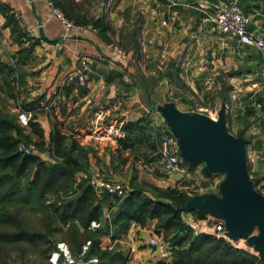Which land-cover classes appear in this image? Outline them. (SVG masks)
<instances>
[{
  "label": "crops",
  "instance_id": "0c3cea01",
  "mask_svg": "<svg viewBox=\"0 0 264 264\" xmlns=\"http://www.w3.org/2000/svg\"><path fill=\"white\" fill-rule=\"evenodd\" d=\"M47 2L93 30L65 31ZM229 2L248 18L247 28L264 37V0H0V81L13 88V99L0 90V109L5 104L11 113L14 107L25 110L41 131L38 139L23 129L30 141L45 147L55 131L60 148L83 149L87 175L113 173L129 190L143 187L138 170L156 160L164 127L179 141L180 171L156 169L143 193L153 198L165 189L184 192L181 219L191 218L206 234L220 223L232 246L260 257L259 227L236 233L217 209L229 197L228 155L205 146L217 145L223 135L240 139L246 177L264 196V53L201 22ZM13 11L40 43L19 32L9 16ZM136 36L144 38L140 47ZM81 59L87 63L84 85L66 87L64 77ZM185 92L209 100L213 115L194 109ZM125 137L133 143L119 149L116 141ZM39 155L50 161L45 152ZM154 222H132L119 238L155 231ZM99 239L116 240L109 234Z\"/></svg>",
  "mask_w": 264,
  "mask_h": 264
},
{
  "label": "trees",
  "instance_id": "16d2710c",
  "mask_svg": "<svg viewBox=\"0 0 264 264\" xmlns=\"http://www.w3.org/2000/svg\"><path fill=\"white\" fill-rule=\"evenodd\" d=\"M123 38L122 35L120 40ZM6 76H9V69ZM0 82L4 96L13 99L10 81ZM227 90L225 87L221 91L222 100ZM32 119L29 118L26 129L41 139V131ZM22 131L15 115L0 109V248L25 244L44 255L54 248L49 239L53 241L55 233H62V239L65 238L69 247L77 252L84 241H89L83 260L95 257V264H125L121 251L99 247L101 229L114 240L124 234L132 222L142 226L154 219L155 232L161 229L170 244L168 264H264V260L232 246L221 237L194 234L185 226L180 216L188 199L184 192L165 189L153 192V198H149L143 188L136 187L123 197L103 192L97 198L88 185L82 148L74 144L68 149L60 148L61 138L52 131L47 148L60 158L59 162L42 160L39 154L22 156L16 152V139L26 140ZM133 140L125 137L116 142L119 149H125ZM41 145L40 142L37 146ZM43 152L47 153L45 149ZM102 207L108 219L102 228L89 229L91 220H101ZM22 210L39 214L41 230L21 223L18 213Z\"/></svg>",
  "mask_w": 264,
  "mask_h": 264
},
{
  "label": "built area",
  "instance_id": "2783aa9c",
  "mask_svg": "<svg viewBox=\"0 0 264 264\" xmlns=\"http://www.w3.org/2000/svg\"><path fill=\"white\" fill-rule=\"evenodd\" d=\"M50 10V14L64 27L66 31H72L74 33H85L87 29L78 27L72 22L67 21L63 18L61 12L53 7L51 3H47ZM13 22L19 27L20 33L29 41L35 40L31 30L23 27L21 25L20 16L17 13H11ZM202 23H209L212 29L220 35H227L231 39L240 45H245L253 47L264 53V37L260 36L255 30H250L247 28L248 18L244 16L236 5L232 2L221 5L219 7H214L211 13L205 15L201 19ZM87 73V63L85 59H81L75 68L70 71L63 79V84L65 86L75 85L82 86L85 80V74ZM250 106L256 110L260 109V104L251 102ZM16 122L22 126L26 127L27 122L30 118V114L26 111L21 110L19 107H15L14 110ZM160 143L157 153L158 158V168L167 173H177L180 171L181 159L179 155V148L176 140L164 127L159 128ZM46 149L47 146H46ZM49 150V151H48ZM46 153V157L49 158L50 162L56 163L60 161V158L53 155L52 150L49 148ZM16 152L22 156H34L39 154V150L32 144H27L23 141H18L16 143ZM111 177V176H110ZM109 176L89 174L88 175V185L93 190L97 198H100L103 192L115 195L116 197H123L126 190L123 185L116 183L114 180L110 179ZM108 215L105 208L102 207V218H106ZM185 224L192 230L194 234L198 233L197 223L190 218H186ZM100 221L91 220L89 222L88 228L94 230L99 228ZM211 234L215 237H221L227 242V238L224 235L223 226L220 223H216L213 226ZM88 241L81 247L79 257L84 254L87 249ZM150 247L157 246L158 242L156 238L150 237L147 241ZM161 245H163L161 243ZM160 256L168 257L170 256L169 251L163 247L159 252ZM49 264H95L97 263L96 258L89 257L86 260L76 258L73 259L69 255L65 245L60 242L55 243V248L51 251L49 256Z\"/></svg>",
  "mask_w": 264,
  "mask_h": 264
},
{
  "label": "rangeland",
  "instance_id": "374dc122",
  "mask_svg": "<svg viewBox=\"0 0 264 264\" xmlns=\"http://www.w3.org/2000/svg\"><path fill=\"white\" fill-rule=\"evenodd\" d=\"M49 3H51V2H49ZM51 5L53 7H55V8H57L61 12L63 18H65L67 21L72 22L74 25H76L78 27H82V28L87 29V31L85 33L93 30V27L91 25L77 24V23L74 22V20L66 18L64 16L63 12L56 5H54L52 3H51ZM11 13H17V12L13 11V12L9 13L10 18L13 21ZM20 21H21V18H20ZM14 25L16 26L15 23H14ZM21 25H22V23H21ZM17 28H19V27H17ZM136 39H137L138 47L142 46L143 43H144V41H143L144 38H143V40H141V38L139 36H136ZM71 86L81 87V86H75V85H70V86H66V87H71ZM183 95H186V97H189V101L192 103L194 109H197L198 111L203 112V114H208L209 112H211V115H213V110H211V107H210L212 104H211V102L209 100L202 98L200 95H197V97L190 96L186 92ZM1 102L2 101L0 100V103ZM203 104H205L207 106L206 109H201L200 108V106L203 105ZM4 106H5V104L3 105V111L9 112ZM215 108L216 107L214 106V109ZM14 110H15V107L12 108V113L11 112H9V113L15 115ZM22 128L26 129V127H22ZM249 133H251V132H246L245 134L248 135ZM16 140H17V142L18 141H23V142H25L27 144L34 145L35 147L38 148L39 154L43 153L44 149L47 150L46 146L43 147V148H42V145L41 146H37L39 144V141H36V140L30 141L27 137H26V140H24L22 138H17ZM153 158H156V160L153 161L151 164L147 163V164H144V166L142 164V165H140L141 167L139 168V170L137 169L138 172H142V173H140L141 177L139 178V181L142 184L141 186H143L142 188H144L146 190L149 188L147 186L149 184L148 175L150 176L151 174H153V172L156 169H159L158 168V158H157V156L156 157L153 156ZM97 175H104L106 177L107 176H109V177L111 176L110 179L114 180L116 183H119V184L123 185V187H125L126 190H128L127 185L125 183H123V182H120V179L115 178L113 173H111V174L110 173L109 174H97ZM18 215H19L18 217L20 218L21 223L24 224L26 227L34 228L36 230H41V219H40L39 214L32 213V212H29V211H26V210H22V211H20L18 213ZM107 219H108V215H107L106 218H101L99 228L103 227L104 222ZM181 220H182V223L185 226H187L185 224V222H184L186 220V218L185 219H181ZM96 229H98V228H96ZM96 229H94V230H96ZM101 230H102V233L99 235V238L102 235L109 234V233H106V232L104 233V229H101ZM210 235H212V234H210ZM53 236H54V239H55V240H53L54 242L50 238L49 239V243L50 244L52 243L54 248H55V243L60 242L63 245H65L69 255L71 256V258H73V259H76V258L82 259L83 258L84 254L79 257V253L81 251V247L87 241H84V243L80 246V251L77 252L74 249L72 250L69 247L68 242L64 241L65 238L62 239V237H63L62 233H55ZM150 237L156 238V240L158 242L157 246L150 247L147 244V241H148V239ZM213 237H215V236H213ZM104 239L105 238H103V240ZM161 243L163 245H161ZM98 245H99V247L101 249L107 248V249H116L118 251H121L122 255H124V257H125V264H168L169 261H170V256L163 257V256L159 255V252L163 249V247L166 248L169 251V254L171 253L170 244H169L167 238H164L163 232H162L161 229H158L157 233L155 231H150V232H147V231L142 232L141 231V232L135 234V238H133L131 236L130 237L124 236V237H121V238H118V239L114 240L111 244H108V243H105V242H101L100 239H99V244ZM88 246H89V243H88L87 247ZM54 248H51L48 252H46L43 255V254H40L37 250L31 248L30 245L18 244V245H13V246L12 245L2 246L0 248V264H49V261H48L49 260V256L51 254V251Z\"/></svg>",
  "mask_w": 264,
  "mask_h": 264
},
{
  "label": "water",
  "instance_id": "95a60500",
  "mask_svg": "<svg viewBox=\"0 0 264 264\" xmlns=\"http://www.w3.org/2000/svg\"><path fill=\"white\" fill-rule=\"evenodd\" d=\"M176 143L180 148L178 140ZM205 146L211 153L225 152L228 155L229 197L226 204L217 206L218 211L229 216L228 227L236 233L244 234L253 225H257L262 232L260 241L264 245V196L252 190V182L246 177L243 142L223 135L217 145ZM263 254L264 246L258 257L260 260H264Z\"/></svg>",
  "mask_w": 264,
  "mask_h": 264
}]
</instances>
